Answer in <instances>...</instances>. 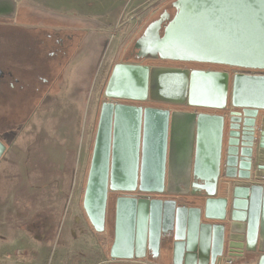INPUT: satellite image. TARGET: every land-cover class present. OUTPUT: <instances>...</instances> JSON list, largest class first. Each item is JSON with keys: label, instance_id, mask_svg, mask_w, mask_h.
I'll return each mask as SVG.
<instances>
[{"label": "water", "instance_id": "obj_1", "mask_svg": "<svg viewBox=\"0 0 264 264\" xmlns=\"http://www.w3.org/2000/svg\"><path fill=\"white\" fill-rule=\"evenodd\" d=\"M172 6L137 57L264 70V0ZM99 100L83 207L104 232L114 200L113 260L264 264V73L119 62Z\"/></svg>", "mask_w": 264, "mask_h": 264}, {"label": "crops", "instance_id": "obj_2", "mask_svg": "<svg viewBox=\"0 0 264 264\" xmlns=\"http://www.w3.org/2000/svg\"><path fill=\"white\" fill-rule=\"evenodd\" d=\"M162 8L160 6L141 11L139 14L143 15L138 16V30H142L152 19L158 17L162 13ZM124 9L125 6L120 9L119 20L123 16ZM90 12L95 13L90 0H0V27L7 32L8 38L13 42L12 49L8 48L7 51L16 54L14 45L16 34L20 41L25 35L30 37V41L41 37L37 32L42 35V30L40 32L35 30L40 24L44 26L45 33L53 32L55 25L72 26V30H82L88 39L90 34L95 35L94 31H96L95 26L90 25L89 20H86L91 17ZM42 16L57 20L37 23L36 19ZM83 53L79 56L81 57ZM48 71L50 74H55ZM78 88L79 85L74 86L72 93L80 90ZM54 100L49 95H45L41 100L43 101L41 104L47 105L46 117L40 126H33L32 130L36 132L30 133V136L34 137V140L28 141L23 150L20 158L22 165L17 163L19 170L6 174L5 167L0 172V179L3 177L5 182L0 186V193L4 195L0 200V264H48L49 243H57L62 249L60 258L52 264H83L80 258L81 251L83 247L91 245L87 237L94 241L93 244L100 253L98 260L88 264H169L162 247L159 255H154L148 250L144 258L116 260L111 258L116 219L115 204L107 213L104 232L94 229L83 207L100 115V100L96 99L93 104L82 101L87 110L86 116L82 119L81 114L78 115L79 113L75 111L74 101L69 107H65L63 102L53 105ZM152 105L157 106L156 103ZM64 110L69 111L67 117L63 116L60 123H56L55 126L50 124L53 116L49 114L65 113ZM35 126H38V129ZM25 128L26 126L23 130ZM0 130L4 134V139H0L9 152L15 147V141L7 135L8 131L11 132V128L0 127ZM22 133L23 131L21 135ZM151 140V143L146 144L147 147L156 145L158 137L153 134ZM38 142L39 145L36 146ZM149 154L151 161L157 160V153H147ZM4 160L7 163L15 161L7 157ZM13 179L16 180V186L11 184ZM75 243L80 244L78 249L71 253L67 252ZM154 257L157 259H153ZM234 264L247 263L234 261ZM251 264H257V260Z\"/></svg>", "mask_w": 264, "mask_h": 264}, {"label": "rangeland", "instance_id": "obj_3", "mask_svg": "<svg viewBox=\"0 0 264 264\" xmlns=\"http://www.w3.org/2000/svg\"><path fill=\"white\" fill-rule=\"evenodd\" d=\"M173 1L174 0H170L168 2L167 0H90L91 6H93L95 9V13L90 12L91 17L86 20H89L90 25H94L96 27V25L101 24L100 28L102 26L103 27L100 29L99 33H96L94 36L91 35L88 39H86L85 42L82 43L79 35H76L75 38L72 39L70 36L66 38V35L63 34L62 36L65 39L66 47L71 48L70 52L72 55L70 58L60 55L59 57L52 59L51 56H49L51 53L47 55L49 51L52 52L51 46L49 44L46 48H44L43 57L39 59V57L35 54L39 46L37 42L32 40L31 43H23V41L21 42L19 40V37L16 34V44L14 42V45L16 52H18L20 56L13 57L11 55L9 56L0 53V60L16 59L17 61L20 60L26 64H29L30 66H28V68L30 67L32 70V78L31 80L28 79L30 84L29 82H26L25 88L19 86L16 88H12L11 86L7 87L6 85L0 86V115H2L1 113H4L6 120L5 122L0 121V127L11 128V132L8 131L7 135L11 136V138H13L15 141V147L11 149L5 156L8 159L15 161L7 163V161L5 162L4 160L5 157H2L0 160V172L6 167V174L15 173L19 170L17 163L22 165V159L20 158L23 155V150L26 148L28 141L30 142L34 140V137L30 136V133L34 134L36 132L35 130H32L34 128L33 126H40L41 123H43V119L46 117L45 107H47V105L43 103L41 104V102H43L41 100L45 95H49L52 99H55L52 103L53 105L63 102V106L69 107L71 102L74 101V107L76 109L75 111L79 113L78 115L81 114L80 117L82 119L84 116H86L87 112L82 101H88L93 104L96 99H100L112 66L119 62H129L130 60L142 59L136 57V55L133 53L136 40L146 29L143 28L144 30H138L137 28V25H139L138 16L143 15L139 13L141 11H148L160 6L163 7L161 11L163 12L169 6L173 7ZM124 6L125 9L123 16L119 20L120 9ZM172 12H175L174 7ZM159 16L160 14L158 17ZM49 20L55 21L57 19H49L45 18L44 16L36 19L37 23L40 21L44 23ZM37 35L42 37L44 36L43 38L46 36V34L40 35L38 32ZM11 42L12 41L10 38H8L7 32L2 27H0V51L6 52L8 48L12 49L13 42ZM51 44H53L52 41ZM80 44H82V46L80 50L76 52ZM84 48L86 50H84ZM24 49H26V51ZM82 52L84 53L80 57L79 55ZM56 61H61L60 63L62 64L57 68L58 74H50L47 69L52 67L53 63ZM162 61H164L162 62V65H179L183 63L181 61L174 60ZM154 62L155 60L151 59L150 63ZM187 63H189V65H197L200 67L213 65L215 68H222V66H224L222 64L214 63ZM227 68L230 69V67ZM16 69L18 70V67H16ZM55 77L59 79L57 86H47L46 82H55ZM77 85H79L78 89L80 90L75 89L76 92L74 91V93H72L74 86L77 87ZM36 87H40V89L37 90ZM83 93L84 96H82ZM68 109L69 108H67V110ZM67 110H64L65 113L55 112L49 114L53 116L50 119V124L52 123L53 126H55L56 123H60V120L63 116L67 117L69 112ZM25 126L26 128L23 130ZM35 127L38 129V126ZM22 131L23 133L21 135ZM3 135L4 134L0 130L1 139H4ZM35 145L38 146L39 142ZM16 159L18 162H16ZM4 183V178L1 177L0 186L4 185ZM11 184L16 186V180L13 179ZM3 197L4 195L0 193V200ZM113 205L114 200L110 199L107 213L109 210L111 211ZM87 240L91 243V245L89 243L90 246L83 247L84 249L81 251L80 258L82 259L83 264L92 263L100 258L99 250L96 245L93 244L94 241L90 237H87ZM78 246H80V244L75 243L68 249L69 251L67 252L71 253L75 251ZM60 247V245L58 247L57 243H49L48 264H52L53 261H56L60 258L62 252ZM153 259L157 258L154 257Z\"/></svg>", "mask_w": 264, "mask_h": 264}, {"label": "flooded vegetation", "instance_id": "obj_4", "mask_svg": "<svg viewBox=\"0 0 264 264\" xmlns=\"http://www.w3.org/2000/svg\"><path fill=\"white\" fill-rule=\"evenodd\" d=\"M167 9L170 11L171 17H173V15L175 14V12L174 13L172 12L173 7L169 6ZM100 26H101V24L96 25V27H95L96 31H94L95 34L100 32V29L102 28V27L100 28ZM71 27L72 26L65 27V26H61V25H55L52 29L53 32L45 33V31H44L45 28L42 24L36 26V29H35L36 31L40 32L42 30L41 34H44V35L46 34L45 38H43L44 36L43 37L41 36V37H37L35 40L37 42V44L39 45L38 49L35 52V54L39 57V59H41V57H43L44 48H46L47 45H49V44L51 46L52 52L49 51L47 53V55H49L51 53L49 56H51L52 59L57 58L60 55H64L67 58H70L72 55V53L70 52L71 48L66 47L65 39L62 35L63 34L66 35V38H68V36H70L72 39H74L76 35H79L81 43L85 42L87 39L86 35H84V33H82V30L81 31L72 30ZM73 28L82 29L81 27H73ZM91 35H93V34H90V36ZM22 41H23V43H25V42L31 43L32 42V41H30V37L28 35H25V37H23ZM51 41L53 42V44H51ZM81 46H82V44H80V46L76 52H78L80 50ZM24 50L26 51V49H24ZM15 52H16V49H15ZM0 53H2L4 55H9V56L11 55L13 57L20 56V54L18 52H16V54H13L11 51H6V52L0 51ZM134 54L136 55V51L134 52ZM136 57H137V55H136ZM153 60H155L154 63H150L151 59H145V58H142L139 60H132L129 62L142 63V64H148V65H162V62H164V61H162V59H153ZM60 62L61 61L54 62L53 66L50 67V69L48 68L47 70L54 72L55 75L58 74L57 68L59 65H62ZM210 64H212V63H210ZM164 65L165 66H177V67L202 68V69H222V68L223 69H229V68H227L228 66H222V68H215L213 65H207L205 67L204 66L200 67L197 65H189V63H187V62H183L179 65H170V64H164ZM28 66H30V65L26 64L25 62H22L20 60L17 61L16 59L15 60H13V59L12 60H4V59L0 60V86L6 85L7 87L11 86L12 88H16L17 86H19V87L25 88L26 82L28 83L29 80H31V78H32V74H31L32 70L30 67L28 68ZM16 67H18V70L16 69ZM230 70H232L233 72L234 71L235 72L240 71V72H246V73L250 72L249 69H245V68H230ZM261 73H264V70H261ZM17 74L18 75L20 74L22 76L18 77V76H16ZM54 79H55V82L47 81L46 85L47 86H52V85L57 86L59 79L57 77H55ZM29 84H30V82H29ZM36 89L39 90L40 87H36ZM1 114L2 115H0V121L5 122L6 120L4 117V113H1ZM1 119H3V120H1ZM7 152L8 151L6 150L3 157H5L7 155Z\"/></svg>", "mask_w": 264, "mask_h": 264}, {"label": "built area", "instance_id": "obj_5", "mask_svg": "<svg viewBox=\"0 0 264 264\" xmlns=\"http://www.w3.org/2000/svg\"><path fill=\"white\" fill-rule=\"evenodd\" d=\"M251 73H261V70L249 69ZM249 72V73H250ZM225 264H234L233 258H227Z\"/></svg>", "mask_w": 264, "mask_h": 264}, {"label": "trees", "instance_id": "obj_6", "mask_svg": "<svg viewBox=\"0 0 264 264\" xmlns=\"http://www.w3.org/2000/svg\"><path fill=\"white\" fill-rule=\"evenodd\" d=\"M154 19H155V18H154ZM154 19H152L151 21H153ZM146 26H147V25H146ZM146 26L144 27V29L146 28ZM144 29H143V30H144Z\"/></svg>", "mask_w": 264, "mask_h": 264}]
</instances>
